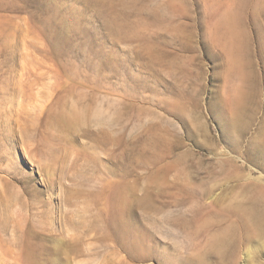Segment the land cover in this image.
Segmentation results:
<instances>
[{"label": "rangeland", "instance_id": "374dc122", "mask_svg": "<svg viewBox=\"0 0 264 264\" xmlns=\"http://www.w3.org/2000/svg\"><path fill=\"white\" fill-rule=\"evenodd\" d=\"M0 264H264V0H0Z\"/></svg>", "mask_w": 264, "mask_h": 264}]
</instances>
